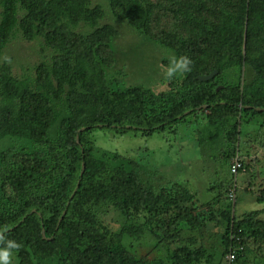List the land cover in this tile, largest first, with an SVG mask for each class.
<instances>
[{
	"label": "trees",
	"instance_id": "16d2710c",
	"mask_svg": "<svg viewBox=\"0 0 264 264\" xmlns=\"http://www.w3.org/2000/svg\"><path fill=\"white\" fill-rule=\"evenodd\" d=\"M88 3L0 0V53L17 31L29 41L40 37L42 54L53 51L35 65L32 77L14 75L6 61L0 65V144L13 140L31 149L26 161L21 159L26 152L19 157L15 150L0 149V250L9 241L18 245L9 249V264H197L206 249L192 232L201 228L198 221L216 220L221 257L212 264H224L222 257L230 253L235 256L227 262L238 264L251 243H264L258 212L237 221L235 207L227 209L225 224L212 212L193 217L183 207L192 199L184 187L164 184V175L136 158L95 147L92 134L108 128L152 136L168 128L173 137L187 139L205 114V132L210 127L214 135L219 129L225 135L233 128L223 162L238 154V171L248 168L238 140L247 113L264 119V0H182L171 9L173 27L162 29L155 25L162 2L113 0L115 17L154 36L178 60L191 61L189 71L168 78L159 92L108 76L104 64L111 58L116 31L108 24L97 26L103 11ZM177 22L182 32H177ZM81 23L94 27L87 37L93 51L73 30ZM241 67H250L253 75L232 88L222 85L226 70ZM215 69L209 80L198 78ZM201 138L189 137L195 145L202 144ZM175 148L184 158V148ZM256 202L264 204V190ZM109 208L125 219L121 228L107 223ZM188 231L191 235L184 239ZM144 235L156 239L152 247L162 238L176 245L148 261L133 244ZM215 251L212 246L207 257L213 259Z\"/></svg>",
	"mask_w": 264,
	"mask_h": 264
},
{
	"label": "rangeland",
	"instance_id": "374dc122",
	"mask_svg": "<svg viewBox=\"0 0 264 264\" xmlns=\"http://www.w3.org/2000/svg\"><path fill=\"white\" fill-rule=\"evenodd\" d=\"M148 1L162 2L163 4V8H159V12L155 14L157 28L173 27L174 17L171 9L176 3L180 4L182 0ZM88 2L89 8L99 6L103 11V16L98 19L97 26L108 24L113 26L116 31V35L110 41L111 58L107 59L104 64V70L108 76L119 79L124 85H145L153 88L155 92L163 89V84H166L168 80V69L173 65V61H178L175 54L161 46L154 36L142 35L131 28L122 18L115 17L112 11V7L115 6L113 0H88ZM3 13L0 6V17ZM176 27L177 32H182L180 22H177ZM93 29L94 27L83 23L75 29L73 28L81 44H87L92 51L94 50V44L90 43L87 37ZM42 46L40 37L29 41L24 39L21 32L17 31L10 43L1 51L0 65L6 61L11 66L14 75L32 77L35 65L43 60V56L49 59L53 55V51L49 48V51L45 50V53L42 54ZM85 50L86 48L83 47V52H86ZM252 75L253 71L250 67L226 70L222 77L225 80L222 85L232 88L237 85V82L243 84ZM204 115V119L199 118L196 120L191 132L187 133L189 136L186 135L187 139H185V136L180 140L173 137L174 134L168 128L161 133L156 132L152 136H143L138 130L117 133L113 129L102 128L93 131L92 139L97 148L117 152L133 159L136 158L138 161L144 162L150 169L158 170L157 175H164L163 177H165L166 182L164 184L173 182L182 188L184 187L192 199L190 202L183 203V207L193 217L198 215L201 219L203 213L212 212L219 223L225 224L222 213L227 209L231 211L235 207L237 221H242L244 217L255 212H258L255 213V217L264 221V204L256 202L257 196L264 190V119L251 112L246 114L247 119H249L248 124L242 126L243 132L239 135L238 141H240V148L243 151L240 150V152L244 153V156L241 157L244 164H248L249 167L242 168L243 170L241 169L233 175L231 170L228 171L229 161L232 162L239 155L235 154L233 158L228 159L227 164L223 162L224 159L222 158L223 151L231 147L229 141L231 138L228 135L234 133L233 128L232 126L227 127L228 131L225 135L222 134L221 129L218 130L220 133L214 135L209 132L212 131L210 127L206 128L205 132L203 130V127L206 126ZM231 123H233L232 120ZM238 128V126L235 127L234 131L237 132ZM183 131H186V129ZM206 133L213 135L211 140H208V136H205ZM199 134L202 135L201 139H204V141L200 145L198 143L195 145L196 140H190L189 137L195 139ZM177 144L179 147L184 148V158L179 157L175 148ZM1 148L15 150L19 157L26 152L21 157L23 161L27 160L26 155L31 150L26 143L13 140L1 143ZM231 180H233V183ZM234 188L235 192L232 191ZM181 190L183 189L179 191ZM171 217L175 218V214ZM106 220L112 228H121L125 221L123 216L113 208H109L106 212ZM163 222V228L166 232V221ZM198 222L201 231L198 233L195 231L199 230H195L192 233L196 239L201 236L200 239L206 251L204 254L200 252L196 261L197 264H212L221 257L219 237H215L219 228L215 224L216 220L206 222V224L203 221ZM161 230H159L160 233ZM189 232L191 231H188L182 237L185 239L190 236ZM163 239L165 240V238H162L159 246L152 247L156 239L144 235L139 241H134L133 244L137 246V253L149 261L152 260L151 258L156 259L163 256L168 245L171 249L176 245L170 239L166 241ZM212 246L216 251L214 252V258L209 259L207 255L211 253ZM227 258L230 259L229 255L222 257L224 264H229ZM237 263L264 264V243H256L255 245L251 243L246 258Z\"/></svg>",
	"mask_w": 264,
	"mask_h": 264
},
{
	"label": "clouds",
	"instance_id": "9594fccd",
	"mask_svg": "<svg viewBox=\"0 0 264 264\" xmlns=\"http://www.w3.org/2000/svg\"><path fill=\"white\" fill-rule=\"evenodd\" d=\"M190 64L191 61L186 57L180 58L178 61H173V65L168 69L167 77L171 79L177 71H189ZM16 247H18V245L14 241H9L7 244V248L0 250V264H9V249Z\"/></svg>",
	"mask_w": 264,
	"mask_h": 264
},
{
	"label": "built area",
	"instance_id": "2783aa9c",
	"mask_svg": "<svg viewBox=\"0 0 264 264\" xmlns=\"http://www.w3.org/2000/svg\"><path fill=\"white\" fill-rule=\"evenodd\" d=\"M240 167H241V162L238 160V158L233 159V161L231 162V165H230L231 173L233 175H235L238 172ZM228 255H229V258H230L229 261H232L234 259V256H235L234 253H230Z\"/></svg>",
	"mask_w": 264,
	"mask_h": 264
},
{
	"label": "water",
	"instance_id": "95a60500",
	"mask_svg": "<svg viewBox=\"0 0 264 264\" xmlns=\"http://www.w3.org/2000/svg\"><path fill=\"white\" fill-rule=\"evenodd\" d=\"M216 73H217V70L215 69V70L212 71L210 74H208V75L198 76V78H199L200 80H203V81H205V80H209V79L212 78ZM201 107H202V106H201ZM198 108H199V107H198ZM83 170H84V163H82V171H81V174H82Z\"/></svg>",
	"mask_w": 264,
	"mask_h": 264
}]
</instances>
